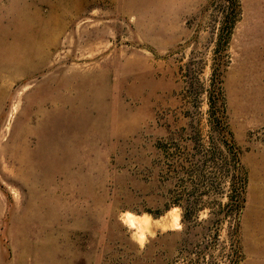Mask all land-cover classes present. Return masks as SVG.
I'll use <instances>...</instances> for the list:
<instances>
[{"label": "rangeland", "instance_id": "1", "mask_svg": "<svg viewBox=\"0 0 264 264\" xmlns=\"http://www.w3.org/2000/svg\"><path fill=\"white\" fill-rule=\"evenodd\" d=\"M0 264H264V0H0Z\"/></svg>", "mask_w": 264, "mask_h": 264}, {"label": "trees", "instance_id": "2", "mask_svg": "<svg viewBox=\"0 0 264 264\" xmlns=\"http://www.w3.org/2000/svg\"><path fill=\"white\" fill-rule=\"evenodd\" d=\"M227 14H228V12L225 13V16H227ZM229 22L230 23L228 24V27H230V25L232 24V22L230 21V19H229ZM219 97L220 96H217V100H218V102L221 105L222 100L219 99ZM215 119H216V121H219V131L221 133V136L223 137L222 138L223 139V142H225V144H227L229 146V148L231 149V143L227 139L228 130L226 129L225 125L221 122V119H220L219 115H218V117L216 116ZM185 215H186V208L185 209L183 208V210L181 211V218L183 219Z\"/></svg>", "mask_w": 264, "mask_h": 264}, {"label": "bare ground", "instance_id": "3", "mask_svg": "<svg viewBox=\"0 0 264 264\" xmlns=\"http://www.w3.org/2000/svg\"><path fill=\"white\" fill-rule=\"evenodd\" d=\"M128 218H129V217H128ZM129 221L132 223V222H133V219L130 217V218H129Z\"/></svg>", "mask_w": 264, "mask_h": 264}]
</instances>
